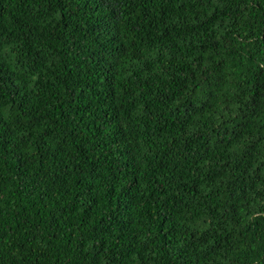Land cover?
Returning a JSON list of instances; mask_svg holds the SVG:
<instances>
[{"label": "trees", "instance_id": "trees-1", "mask_svg": "<svg viewBox=\"0 0 264 264\" xmlns=\"http://www.w3.org/2000/svg\"><path fill=\"white\" fill-rule=\"evenodd\" d=\"M0 264H264V0H0Z\"/></svg>", "mask_w": 264, "mask_h": 264}]
</instances>
